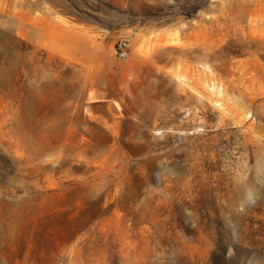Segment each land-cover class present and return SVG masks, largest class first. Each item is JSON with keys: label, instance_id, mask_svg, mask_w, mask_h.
I'll list each match as a JSON object with an SVG mask.
<instances>
[{"label": "rangeland", "instance_id": "rangeland-1", "mask_svg": "<svg viewBox=\"0 0 264 264\" xmlns=\"http://www.w3.org/2000/svg\"><path fill=\"white\" fill-rule=\"evenodd\" d=\"M245 1L18 0L19 33L0 0V264H264V29L233 32L264 0ZM156 35L183 52L144 57ZM198 61L245 74L225 118L174 86Z\"/></svg>", "mask_w": 264, "mask_h": 264}, {"label": "bare ground", "instance_id": "bare-ground-1", "mask_svg": "<svg viewBox=\"0 0 264 264\" xmlns=\"http://www.w3.org/2000/svg\"><path fill=\"white\" fill-rule=\"evenodd\" d=\"M244 3L248 4V7H250L251 4H253L251 2V0L250 1L246 0ZM17 4H18V0H14L13 16L11 17V20H12V23L17 27L18 32L22 33L21 31L26 29V25L24 24L22 19L19 17V13L17 12L18 11V5ZM33 7H34V5L30 6L31 11H32ZM245 9H247V8H245ZM228 12H229V15H227V13H225L221 16H217L214 18L208 17L207 19L201 20L199 26L203 27V28H207V27L210 28V27H213L217 23L220 24V22H222V21H224L223 24L227 26L228 22L236 20L235 18H231V16H232L231 11H228ZM238 19L239 20H237V22H236L237 26L235 25V29L233 31V32H235V34L237 36L247 35L245 33L246 28H249L250 30H253L256 27L264 29V19H260V18L256 17V15L254 14V12L252 10L251 11L248 10L244 14L239 12V18ZM169 21H171V19L163 20V21L159 22L157 25H164V24L168 23ZM244 22H246V24H244ZM40 24L42 27H44L45 23H44L43 17H40L39 19H37V21L32 24V27L30 28V30H26L25 34H27V35L30 34L31 36H36V37L40 36L44 30V29L39 30L40 28H38V27L40 26ZM223 24L222 23L220 24V29L223 28ZM52 25L50 24V28L55 27L57 29H61V27H62L60 24H57V25L52 24ZM157 25H154L153 31L156 30L155 26H157ZM251 32L252 31H250V33ZM249 36L251 37V35H249ZM244 37H246V36H244ZM253 38H255V39L258 38L262 42V39L257 35L253 36ZM152 44L153 45H150L149 47L144 46L143 49L141 48L144 57H151L153 55H160V54L162 55L164 53H167L168 51L179 52V53L183 52V50L181 49L182 45L177 40H172V41L169 40L168 41L167 38L162 36V35H156L152 39ZM188 51L193 52V53L194 52L199 53L198 55L202 56L203 59L206 61H209L212 57H215V56H212V55H215L214 51H212L208 48H204V49L198 50V51L197 50H188ZM243 73H244V71H243ZM244 75L237 78L236 75L232 74L228 78V77H225L224 75H222L221 73H219L217 71V67L209 65L207 62L202 63V62L198 61V63L196 65H190L184 71L177 70L173 75V81H174V86L176 87L177 90L189 89L191 92L196 94L195 98H197V100H199L201 103H203L205 105H209V104L216 105L217 108L220 109V111H221L220 113L223 115L222 118L223 117L225 118L228 114H231L232 111L234 110V109L229 107L230 103H228V101L232 100V97H233V96L231 97L230 94H233V92H235V91L241 92L242 87L243 88L246 87V85L244 84V81H246ZM198 86H202L201 91L199 89H197ZM244 90H245V88H244ZM226 103H228V105ZM201 109H202V107H201ZM249 112H250V110L248 111V113ZM246 114L247 113H245V116H246ZM240 119H242V118H239V120ZM225 120H227V119H224L223 121H225ZM235 120H237V119H235ZM238 124L241 127L247 128L246 119H243L242 121L240 120L238 122ZM249 129L250 128H248V130Z\"/></svg>", "mask_w": 264, "mask_h": 264}, {"label": "built area", "instance_id": "built-area-1", "mask_svg": "<svg viewBox=\"0 0 264 264\" xmlns=\"http://www.w3.org/2000/svg\"><path fill=\"white\" fill-rule=\"evenodd\" d=\"M119 55H120V58H123V59H126L128 57V53H129V44L127 41L125 40H121L119 42Z\"/></svg>", "mask_w": 264, "mask_h": 264}]
</instances>
